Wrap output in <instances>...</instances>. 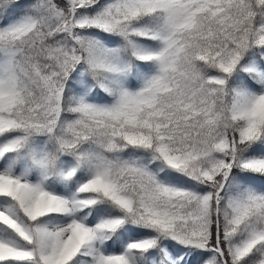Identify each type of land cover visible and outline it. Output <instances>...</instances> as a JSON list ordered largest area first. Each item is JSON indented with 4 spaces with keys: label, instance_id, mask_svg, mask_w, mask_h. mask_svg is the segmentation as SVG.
<instances>
[{
    "label": "snow or ice",
    "instance_id": "snow-or-ice-1",
    "mask_svg": "<svg viewBox=\"0 0 264 264\" xmlns=\"http://www.w3.org/2000/svg\"><path fill=\"white\" fill-rule=\"evenodd\" d=\"M0 264H264V0H0Z\"/></svg>",
    "mask_w": 264,
    "mask_h": 264
}]
</instances>
